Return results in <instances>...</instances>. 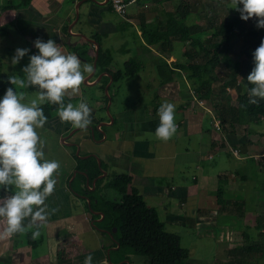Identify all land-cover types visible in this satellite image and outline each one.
Returning a JSON list of instances; mask_svg holds the SVG:
<instances>
[{"label":"crops","instance_id":"1","mask_svg":"<svg viewBox=\"0 0 264 264\" xmlns=\"http://www.w3.org/2000/svg\"><path fill=\"white\" fill-rule=\"evenodd\" d=\"M18 1L16 6L19 8L9 10L11 11L9 14L4 12L0 16V27L7 33L4 37L0 32L1 38L13 40L11 16L14 15V44L2 46V49H9L13 55L18 48L29 49L28 54L33 55L38 53L33 43L37 38L45 42L52 39L61 46L64 53L75 54L82 64L91 65H94L96 46L77 37L76 34L83 33L100 42V49L105 52H128L127 48H120L128 44L125 30L129 27L135 28L141 45L145 47L147 44L142 35L144 24L154 25L164 21L165 13H171L163 9L167 1L141 0L135 4L136 6L130 7L133 10L129 11L128 18L121 21L119 17L114 23L112 20L114 16L106 14L114 13L109 2L106 4L107 0H97L99 6H95L90 12L86 7L81 11L79 21L73 24L76 19L75 5L82 0H31L25 7H20L23 0ZM4 16H7L6 20L3 19ZM71 26L74 27L70 33ZM113 36L120 37L119 47L108 45ZM75 48L85 51L87 57H80ZM147 51L153 55V59L155 55L165 59L170 67L178 59L174 54L177 51L175 48L165 57L156 47H149ZM179 53L181 55L183 51ZM5 63V60L0 61L3 72ZM112 67L118 70L115 58ZM156 72L157 79L152 80L158 88L149 104L125 99L124 86L130 82V76L113 82L109 90L113 98L110 111L115 119L112 124L106 116L107 105L102 95L110 78L106 76L108 72L101 71L97 64V72L93 78L87 81L92 74H85V83L88 85L83 83L78 95L70 99L65 98L74 106L80 102L88 104L92 112V123L87 130L74 128L68 122H61L58 115L47 120L44 128L38 130L45 142V157L59 161L60 169L59 174L55 176L57 181L55 191L46 200L48 211L51 213L47 222L37 221L26 229L35 228L42 231L46 228L45 242L48 248L41 255H36L34 249H37L40 243L44 244V238L42 237L36 247L31 241L26 247H20L24 236L18 233L0 240V261H3L6 255L14 254V264H84L85 258L91 255L92 264H150L147 257L121 251V247L118 248L109 234L104 236L103 232L93 227V222L97 219H92L88 203L86 205L87 201L74 193L71 189L72 184L70 185L74 172L79 171L76 168L78 149L72 145L77 144L81 157L95 154L102 161V167L107 173L100 179L103 180V184L109 183L116 175H129L132 178L130 190L137 189L148 207L156 210L159 207L165 212L164 221L161 220L165 226L186 227L192 221L199 228L205 225L220 227L219 264H229L232 261L234 264H264V257L247 250L258 241L264 242V184L260 187L256 184L251 186L249 191L253 194L245 200L246 206L243 201L234 204L235 200L232 199L244 189L243 184L253 183L251 174L253 170L258 173L264 171V126H261L264 125V120L262 124L255 123L256 129L251 128L254 127L252 123L226 126L218 131L213 125L214 109L206 102L205 106L199 105L185 72L176 75L175 80L167 84H162L158 66ZM100 76H103L102 79ZM98 81L97 85H93ZM163 102L175 105L177 125L176 134L166 142L155 135V130L159 126L157 112ZM103 123L107 126L103 127ZM92 127L95 130L94 137L89 129ZM73 131L76 132L72 135ZM101 131L107 133L103 143L101 142L104 135ZM234 151H238V155H235ZM242 153H245V156H242ZM223 154L233 156L234 159H230L229 164L231 167L220 157ZM215 155L220 157L218 179L212 174L213 168L211 170L208 168L215 160ZM240 167L241 172L238 171ZM212 179L214 184L211 185L213 188H210L208 183H211L209 181ZM222 189L223 195L227 198H223L224 204L220 205L218 195H221ZM0 193L2 194L0 199L10 195L3 189H0ZM205 195H208L207 200ZM206 210L208 215L205 214ZM234 210L239 213L235 214ZM232 216L236 222L235 229L232 226L234 223L231 221ZM99 222L101 221H96V225ZM28 224L29 220H26L25 225ZM4 227L6 223L0 220V229ZM259 229L261 230L258 231ZM62 245L70 248L69 253L60 257ZM234 249L236 252L233 254Z\"/></svg>","mask_w":264,"mask_h":264},{"label":"trees","instance_id":"2","mask_svg":"<svg viewBox=\"0 0 264 264\" xmlns=\"http://www.w3.org/2000/svg\"><path fill=\"white\" fill-rule=\"evenodd\" d=\"M30 1L23 0L20 7H25ZM199 7L197 1L183 0L176 11L165 13L164 21L154 25L144 24L142 27L147 49L156 47L164 57L171 54L175 43L185 44L186 48L182 53V58L175 61L172 67L165 59L162 65H158L162 84L173 82L176 75L185 72L191 89L199 99L212 106L222 123V128L252 123L261 124L264 120V100H260L258 104H248L247 89L252 85L248 83L247 77L254 68L253 54L264 40V29L257 28L254 19L241 20L238 11L228 8L229 14L226 19L216 21L211 18L208 20L210 30L203 31L197 19L193 24L187 23L188 18L194 12H198ZM14 8L19 7L9 5L1 8L0 16ZM206 18L208 19L207 15ZM0 32L4 37L7 35L1 27ZM235 47L240 52L237 58L232 55ZM75 52L82 58L87 57V53L80 48H75ZM112 62V52H105L101 48L98 68L110 73L115 82L123 77L136 75L143 69L142 64L133 59L125 63L122 71L115 70ZM8 78L9 75L3 72V67L0 65V98L8 88L13 87ZM228 90L235 91V102L229 98H222ZM69 102V99H65V104ZM104 102L107 105L109 99L104 97ZM40 107L43 108L48 120L57 116V105L45 103ZM76 160L77 170L88 173L92 187L93 181L102 173L97 159L95 157L81 159L76 156ZM86 183L87 177L83 173H78L71 189L79 197L89 198L93 211L104 213L103 221L97 224L100 229L104 230L102 233L104 236L108 235L105 231L113 232L114 228L118 229L117 233H112L114 237L111 238L115 244H120L121 251L147 257L150 264H191L190 253L182 248L180 236L166 230L157 210L147 206L144 197L137 189L131 188L130 190L132 178L129 175H116L105 185L103 191L115 190L118 193L119 198L115 200L109 199L106 194L97 193L103 180L97 182V189L94 192L86 187ZM223 192L222 189L221 195H218L220 205L224 204ZM0 196H2L1 193ZM87 207L89 208L88 205ZM92 219L98 220L101 216L92 215ZM31 241L35 247L40 243L34 239ZM69 248L67 245H62L59 252L60 257L69 253ZM247 250L264 257V242L258 241ZM235 252L236 249L232 251L233 254ZM234 263L232 261L229 264ZM0 264L9 263L0 261Z\"/></svg>","mask_w":264,"mask_h":264},{"label":"clouds","instance_id":"3","mask_svg":"<svg viewBox=\"0 0 264 264\" xmlns=\"http://www.w3.org/2000/svg\"><path fill=\"white\" fill-rule=\"evenodd\" d=\"M242 5V7H240ZM230 8L240 13L243 21L256 20L257 28L264 29V0H230ZM37 54L29 56V63L22 68L23 77L9 76L13 86L0 98V189L11 195L0 199V220L6 227L0 229V240L18 233L39 222H47L49 213L46 200L54 193L60 162L45 157V142L38 130L47 123V116L40 107L43 103L57 105L61 122L74 128L87 130L92 123L91 109L86 102L74 106L65 104V98L78 95L86 75L94 72L91 64H82L75 54L64 53L59 44L49 39L37 38ZM29 49H16L12 64H19ZM254 68L247 77L252 87L247 89L248 104L264 100V40L253 54ZM19 88L36 87L38 99L25 103ZM244 107V105H242ZM159 126L155 135L162 141L170 140L177 132L175 105L163 102L157 112ZM55 209H53V212ZM29 220L26 226L25 221ZM37 238L40 232L32 233ZM87 256L84 264H92Z\"/></svg>","mask_w":264,"mask_h":264},{"label":"rangeland","instance_id":"4","mask_svg":"<svg viewBox=\"0 0 264 264\" xmlns=\"http://www.w3.org/2000/svg\"><path fill=\"white\" fill-rule=\"evenodd\" d=\"M158 1V0H157ZM183 0H176L175 2L169 3L167 2L165 6H163L165 11H170L174 12L180 3H182ZM189 2H194L197 1L199 3V10L198 12H194L187 20L188 24H193L196 22L195 20L199 22L201 25V28L203 31H209L210 26L208 25V20L211 18L216 21H220L223 19H226L228 14H229V9L230 8V0H187ZM18 0H0V9L9 6V5H18ZM133 10V8H129V11ZM1 12V10H0ZM11 11L8 13L5 12L4 14H9ZM115 13V12H114ZM113 12H107V15H112L114 18H112L113 22L115 23L117 20H119V17L122 20H125L123 17L120 15L116 16ZM206 15L208 16V19L206 18ZM12 17V26H13V31H12V36L14 40V15ZM215 17V18H214ZM7 16H4L3 19L6 20ZM3 21V20H2ZM75 23V20L73 24ZM2 25V23H1ZM128 30V31H127ZM127 30H125V35H126V41L128 44L124 46H120V37L119 36H113L114 38L112 41L110 40L108 45L112 47H119L120 48H127L128 52L120 51V52H112L114 58H115V64L118 70L122 71L124 68V65L127 61L133 59L142 64L143 69L136 75L130 76V82H128L124 87H126L125 93H126V98H129V100H138L144 103H150L152 98L156 95L155 91L157 90L158 86L157 84L154 83L152 79L156 78L157 79V66L162 65L164 62V59H160L156 57L153 59V55H151L147 51V46L143 47L141 45V41L136 34V29L133 27H129ZM206 34V33H205ZM13 40L7 39V38H1L0 36V42L2 45H0V61L5 60V69L4 72L11 75V76H20L21 78L23 77V72L22 68L25 67L29 63V56L27 55L28 59L24 57L19 64L13 65V64H8V61H12L13 54L9 49H2V46L5 45H12L14 44ZM13 47V46H10ZM9 47V48H10ZM174 48L177 49L175 56H177V60L182 58V53L180 55L179 52H184L185 50V44L184 43H175ZM240 54L239 49L237 47L234 48L233 50V57H238ZM113 58V59H114ZM85 84V82H84ZM118 84H116V87ZM16 90L18 92L23 93L25 97V103H30L31 100L33 99H38L36 91L38 90L36 87L30 86L29 88H24L21 89L19 86H15ZM104 90V88H103ZM93 91V90H91ZM103 97H106V92H104ZM222 98L226 99L229 98L231 100L236 101V93L234 90H228L227 93H225ZM45 104V103H43ZM41 104V105H43ZM106 116H109L108 113H106ZM254 127H251L252 129H256L255 123ZM262 124V123H261ZM252 125V124H251ZM264 126V125H261ZM260 126V127H261ZM234 153V152H233ZM242 156H245V153H242ZM215 160L211 162V164L208 165V168L212 170V174L217 177L218 172H219V158L222 157L223 160H225V164H230V159H234L232 155L228 154H223L220 157H217L215 155ZM230 166V165H229ZM231 167V166H230ZM234 170V166H232ZM244 168V167H243ZM242 167L238 168V171L241 172ZM244 172V171H243ZM262 172V173H261ZM258 173V171H252V177H253V183H245L242 186L244 187L243 190H240L236 196L234 195L232 197L233 200H235L234 204L240 203L243 201L244 205L246 206L245 200H248L250 196L253 194V192L249 191L251 186L256 184V186H261L264 184V171H261ZM191 171H188V174H190ZM249 174V171L247 172ZM209 174V173H207ZM244 174V173H243ZM55 178V177H54ZM218 179V177H217ZM110 178H108V181ZM211 183L209 184V187L214 184V180L212 179L209 181ZM216 182V181H215ZM218 182V180H217ZM217 184V183H216ZM223 184V183H222ZM106 184L102 183V186L100 190L97 193H103L108 195V198L111 200H115L119 198L118 193L115 190H104ZM210 188H213L211 186ZM11 195L12 193L9 192ZM77 194V193H76ZM205 199H208V195H205ZM224 198H227V196L224 195ZM249 205V204H248ZM209 206V203L207 204ZM235 208V207H234ZM210 209V207H208ZM158 213L160 215V219L164 221V214L165 212L162 211V209H159L158 207ZM238 214L239 212L234 210ZM205 214H209L208 211H205ZM249 215V213H248ZM234 223H232L233 228L236 227V222L234 216H232V220ZM166 230L171 233H176L180 236L181 238V245L182 248L186 249L190 253V263L191 264H219V256H220V227H210V225H205L201 228L197 227L194 225L192 221L188 223L186 227L184 226H177V227H172L170 225H166ZM37 231L35 228H29L26 229L24 233H22L23 239H21V244L20 247H26L28 244H30L31 239H34L37 243L44 238V244L42 243L39 244L37 249H34V253L36 255H41L43 252H45L48 248V244H46L45 240H47V233H46V228L42 229L40 232V235L37 238H33L32 233ZM232 240V239H229ZM32 242V241H31ZM32 248V247H31ZM3 261L6 263H13L14 264V254H8L5 257H3ZM115 260V257H114Z\"/></svg>","mask_w":264,"mask_h":264},{"label":"water","instance_id":"5","mask_svg":"<svg viewBox=\"0 0 264 264\" xmlns=\"http://www.w3.org/2000/svg\"><path fill=\"white\" fill-rule=\"evenodd\" d=\"M108 2H109V0L106 1V4H107ZM95 6H99V2H98L97 0H82V1L78 2V3L75 5V12H76V19H75V22L77 23V22L79 21V19H80V17H81V11H82V10H85V8L87 7V10H89V12H90V11L92 10V8H94ZM73 27H74V26L69 27V32H70V33H71ZM76 36L79 37V38L85 39L87 42H89V43H91V44H93V45L96 46V56H95V61H94V65H93V67H94V72L92 73L91 77L88 78L87 81H89L91 78H93V77L95 76V74H96V72H97V63H98L99 55H100V44H99L96 40L89 38L87 35H85V34H83V33H81V34H76ZM106 76H108V77L110 78V82H109V84H108V85L106 86V88H105L106 97L109 99V102H108V104H107V108H106V110H107V113H108V115H109L108 117H109V119L111 120V123L113 124L114 121H115V119H114V117L112 116L111 111H110L111 106H112V104H113V98H112V96L110 95L109 90H110L111 85H112L113 82H114V78H113V76H112L111 74H109V73H106ZM102 77H103V76H100L99 78L102 79ZM98 83H99V81L93 83V85H97ZM85 84L88 85L87 83H85ZM102 126L105 127V126H107V124H106V123H103ZM100 127H101V126H100ZM100 127H99V128H100ZM89 129H90V131H92V136L94 137V136H95V130H94V128L92 127V128H89ZM99 131H100V130H99ZM75 132H76V131H73L71 134L73 135ZM101 133L104 135V140L101 142V143H103V142L106 140V138H107V133H106L105 131H101ZM95 142H97V141L95 140ZM72 145L77 147L78 150H77L76 154H77L78 157L83 158V159H89V158H91V157H95V158L97 159V161H98V166H99V168H100V170H101L103 176L101 175V176H99L98 178H96V179L93 181V183H92V187H91V186H90V180H89V177H88V173H87V172L75 171L74 174H73V177H72V179H71V181H70V185L72 184L73 180L76 178V175H77L78 173H83V174L87 177L86 187H87L89 190L95 191V190H96V185H97L98 180L102 179V178H103L104 176H106V174H107L106 171H105V170L103 169V167H102V161H101V160L97 157V155H95V154L88 155L87 157H81V156H80L79 145H77V144H72ZM82 198L85 199V200L87 201L88 206H89V210H90V212H91L92 215H94V216H101V219H100V220H95V221L93 222V227H94L95 229L99 230L100 232H103L104 230L98 228V226L96 225V221H103V219H104V217H105L104 213L93 211V210H92L91 200H90L89 198H87L86 196H82ZM117 231H118V229H117V228H114V229H113V232H109V231H105V232H107V233L113 238V237H114L113 234L117 233ZM112 233H113V234H112ZM117 245H118V248H120V244L117 243Z\"/></svg>","mask_w":264,"mask_h":264},{"label":"built area","instance_id":"6","mask_svg":"<svg viewBox=\"0 0 264 264\" xmlns=\"http://www.w3.org/2000/svg\"><path fill=\"white\" fill-rule=\"evenodd\" d=\"M141 0H109V5L111 9L118 15H120L123 18H128L129 8L132 5L137 4ZM196 95V94H195ZM196 100L198 101L199 105L205 106V101L202 99H199L196 96ZM213 125L216 130L221 131L222 130V123L217 118L216 113H213ZM236 153L235 155H238V151H234Z\"/></svg>","mask_w":264,"mask_h":264},{"label":"bare ground","instance_id":"7","mask_svg":"<svg viewBox=\"0 0 264 264\" xmlns=\"http://www.w3.org/2000/svg\"><path fill=\"white\" fill-rule=\"evenodd\" d=\"M145 1H147V0H145ZM136 6V5H135ZM242 83V82H241Z\"/></svg>","mask_w":264,"mask_h":264}]
</instances>
